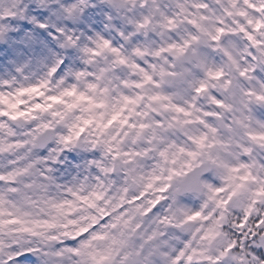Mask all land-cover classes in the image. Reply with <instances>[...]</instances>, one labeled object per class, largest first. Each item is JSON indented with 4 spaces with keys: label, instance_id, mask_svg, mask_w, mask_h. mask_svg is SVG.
Listing matches in <instances>:
<instances>
[{
    "label": "snow or ice",
    "instance_id": "snow-or-ice-1",
    "mask_svg": "<svg viewBox=\"0 0 264 264\" xmlns=\"http://www.w3.org/2000/svg\"><path fill=\"white\" fill-rule=\"evenodd\" d=\"M81 3L64 0L65 11ZM113 7L133 13L129 27L115 40L89 32L84 63L110 59L72 73L83 89L0 77V264H152L153 251L142 252L160 233L148 234L144 218L199 224L171 255L158 253L164 264H239L231 253L245 232L256 238L247 224L264 200V0ZM0 15V31L16 23V12ZM46 15L38 13L37 28L51 40L64 30L49 29ZM67 64L58 58L48 75ZM205 168L218 178L201 179ZM172 189L207 199L189 201L193 209L176 223L162 214ZM234 203L244 206L235 225L243 231L207 255L198 244L221 235ZM256 227L264 231V217ZM253 251L264 259V249Z\"/></svg>",
    "mask_w": 264,
    "mask_h": 264
},
{
    "label": "clouds",
    "instance_id": "clouds-1",
    "mask_svg": "<svg viewBox=\"0 0 264 264\" xmlns=\"http://www.w3.org/2000/svg\"><path fill=\"white\" fill-rule=\"evenodd\" d=\"M16 12V23L8 20L3 31H0V77L15 79L17 84H29L40 79L47 78L55 87L57 81L63 79L62 86L78 84L81 89L84 88V81H76L72 73L80 70L94 71L103 66L106 60L110 59L107 54L96 57L94 64H85V56L82 49L91 45L88 34H95L99 31L107 38L117 39L118 33L126 30L129 26L126 24L125 17L133 13L120 12L113 7V0H82L73 13H67L64 7V0H0V13L4 10ZM39 12H45L43 22L49 26V29H63V33H58L56 38L49 40L42 35L37 28L40 22ZM33 20L36 23H33ZM4 17L0 15V24H3ZM29 27H25V25ZM71 35L75 43H68L67 37ZM145 39H149L145 37ZM58 58L68 61L63 73L60 76H49V70L57 65ZM87 79V78H85ZM182 96L177 97V102H181ZM206 107H210L208 101L202 98ZM83 150V149H81ZM221 155H226L221 153ZM82 163V161H81ZM211 174L218 178L217 172L211 168H205L201 174V179ZM169 200L163 206V215H174L175 222L183 220V212L191 211L193 203L203 204L207 199L202 190L181 191L178 195L175 189L168 193ZM192 201L193 203H189ZM213 204L204 211H212ZM244 214V206L240 203H234L228 210L226 219L221 227V235L216 238L211 245H199L207 248V255L215 256L219 250L225 247L229 242L238 238L240 228L235 227L237 221ZM258 217H264V200L258 202L249 218L247 229L256 234L253 239L251 235L245 232L246 239L239 237L240 245L231 255L243 257L239 264H264L256 252L264 249V231L256 227ZM144 225L148 234L152 231H158L160 235L154 241L145 243L142 255H147L150 250L152 264H164L163 258L158 253H171L184 242L185 236H190L199 224H186L180 228L171 225H164L153 219L144 218ZM232 264H237L233 261Z\"/></svg>",
    "mask_w": 264,
    "mask_h": 264
}]
</instances>
